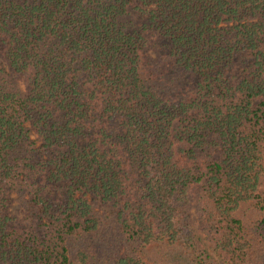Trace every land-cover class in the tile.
<instances>
[{
  "label": "trees",
  "instance_id": "trees-1",
  "mask_svg": "<svg viewBox=\"0 0 264 264\" xmlns=\"http://www.w3.org/2000/svg\"><path fill=\"white\" fill-rule=\"evenodd\" d=\"M150 246L257 264L264 0H0V264Z\"/></svg>",
  "mask_w": 264,
  "mask_h": 264
},
{
  "label": "rangeland",
  "instance_id": "rangeland-1",
  "mask_svg": "<svg viewBox=\"0 0 264 264\" xmlns=\"http://www.w3.org/2000/svg\"><path fill=\"white\" fill-rule=\"evenodd\" d=\"M20 208L18 201L15 200L14 204L12 206V211L19 215L20 214ZM259 255L257 256V264H264V247L261 248ZM145 260H147L150 264H175L172 259H174L172 256L173 254L166 249L163 250L162 248H157L155 246H150L145 248L144 251ZM181 260L178 262L180 263Z\"/></svg>",
  "mask_w": 264,
  "mask_h": 264
}]
</instances>
